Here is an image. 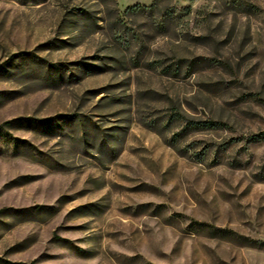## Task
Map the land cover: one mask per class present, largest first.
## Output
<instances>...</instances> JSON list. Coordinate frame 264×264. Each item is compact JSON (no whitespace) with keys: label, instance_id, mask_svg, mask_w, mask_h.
Masks as SVG:
<instances>
[{"label":"rangeland","instance_id":"obj_1","mask_svg":"<svg viewBox=\"0 0 264 264\" xmlns=\"http://www.w3.org/2000/svg\"><path fill=\"white\" fill-rule=\"evenodd\" d=\"M153 1L0 0V264H264V0Z\"/></svg>","mask_w":264,"mask_h":264},{"label":"trees","instance_id":"obj_2","mask_svg":"<svg viewBox=\"0 0 264 264\" xmlns=\"http://www.w3.org/2000/svg\"><path fill=\"white\" fill-rule=\"evenodd\" d=\"M170 0H154L152 2L151 5H142V4H136V5H132V6H128L126 9V13L128 12H154L155 10H158L159 7L161 6V4L163 2H168ZM231 1V5L233 4V6H241L243 4H245V0H230ZM193 12L192 6L191 5H187L184 7H178L176 5L171 6H166L164 7L161 12H160V16H161V25H168L170 22H179L180 19H182V17L188 16ZM198 38H201V35H197ZM194 126H201L204 128H210V129H216L220 126V123H215L213 121H205L204 123H196ZM224 126V125H222ZM193 127V126H192ZM184 130V129H183ZM175 146V145H173Z\"/></svg>","mask_w":264,"mask_h":264}]
</instances>
